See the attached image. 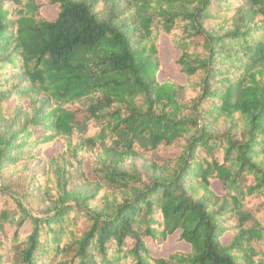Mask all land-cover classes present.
Segmentation results:
<instances>
[{
    "label": "trees",
    "instance_id": "trees-1",
    "mask_svg": "<svg viewBox=\"0 0 264 264\" xmlns=\"http://www.w3.org/2000/svg\"><path fill=\"white\" fill-rule=\"evenodd\" d=\"M118 1L0 0V116L45 98L0 164L13 139L61 148L40 175L51 212L0 204V264H264V0ZM161 38L182 84L157 77ZM134 159L152 176L122 170ZM86 160L76 199L54 169ZM172 235L188 250L163 254Z\"/></svg>",
    "mask_w": 264,
    "mask_h": 264
},
{
    "label": "rangeland",
    "instance_id": "rangeland-1",
    "mask_svg": "<svg viewBox=\"0 0 264 264\" xmlns=\"http://www.w3.org/2000/svg\"><path fill=\"white\" fill-rule=\"evenodd\" d=\"M122 5L123 2L118 0H109L106 12H108L110 7L118 10ZM56 7L57 5L44 6L42 11L47 18L53 19L57 12ZM159 44L162 66L161 71L157 75L158 79L168 77L182 84L184 82L183 75L175 64L179 52L165 38H161ZM44 101L45 98L40 96L36 104L30 105L28 100L22 95L7 100L5 106L11 110V115L8 117L0 116V137L8 140L10 135L21 127L25 119L35 116L42 109ZM14 144L16 143H14L13 139L11 147L6 150L8 158L4 159L0 164V187L5 192V195L0 192V204L13 209L19 207L15 201L20 200L23 208L29 214L43 216L51 212L54 203H56V200L51 197V194L56 192L53 188L55 184L49 182L42 184L40 175H45L47 163L61 150L60 144L50 146L42 152L40 151V153L36 151L33 153V157L26 151L17 152V148L13 146ZM58 167L65 170L63 180H65L66 189L71 192L74 198L82 199L92 192L91 186L87 183L88 179H94L90 161L86 160L80 165L67 161L64 165L55 166L54 170L57 171ZM121 168L128 173L138 175L152 176L154 173L153 167L143 159H134L123 164ZM43 179H46V177ZM212 187L215 191L220 189L216 183ZM33 191H36V193L33 194ZM46 191L50 192L45 194ZM7 229L11 231L10 227ZM24 229L27 230L28 226H25ZM220 240L223 243H227L230 240V235L225 234ZM147 245L153 255L161 254L160 250L156 249L150 241L147 242ZM175 250L187 251L188 246L182 241H177L176 235H172L167 238L163 245L162 253L168 254Z\"/></svg>",
    "mask_w": 264,
    "mask_h": 264
}]
</instances>
